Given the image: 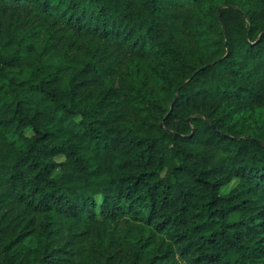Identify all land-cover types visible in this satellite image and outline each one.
<instances>
[{
	"label": "trees",
	"instance_id": "16d2710c",
	"mask_svg": "<svg viewBox=\"0 0 264 264\" xmlns=\"http://www.w3.org/2000/svg\"><path fill=\"white\" fill-rule=\"evenodd\" d=\"M0 264H264V0H0Z\"/></svg>",
	"mask_w": 264,
	"mask_h": 264
}]
</instances>
